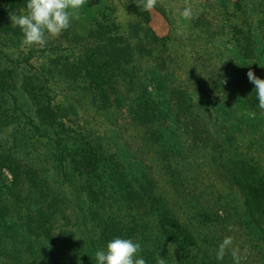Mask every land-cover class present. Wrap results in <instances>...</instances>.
<instances>
[{
	"label": "rangeland",
	"instance_id": "obj_1",
	"mask_svg": "<svg viewBox=\"0 0 264 264\" xmlns=\"http://www.w3.org/2000/svg\"><path fill=\"white\" fill-rule=\"evenodd\" d=\"M244 2L245 6L241 0H63L66 21L73 29L56 26L55 50L42 51L43 43L31 42L37 51L18 67L17 56L31 45L9 53L0 70L16 67L17 73L31 76L45 71L57 74L66 67L69 73L70 64L77 62L81 52L97 44L87 43L86 38L76 44L71 34L87 36L91 23L106 16L119 25V35L130 44L124 42L119 49L129 48L128 56L134 60L131 66H119L125 69L117 75L119 80L114 87L105 84L102 93L88 90L65 74H58L57 81L40 82L52 87L51 98L59 116L51 122L41 120L33 98L18 90V84L21 128L25 127V134L31 128L25 135L31 148L17 161L25 172V190L35 181L43 187L30 201L25 190L16 196L9 193L0 201L5 204L0 222L9 234L2 247L11 252L9 256L18 254L30 264L36 258L40 264H120L96 227L93 217L102 208L89 192L91 179L77 172L70 174L59 163L58 142H64L72 154L78 139L99 147L105 154L103 167L111 170L93 186L98 191L96 198L116 192L111 184H118L122 172H127L125 166L147 176L143 195L165 197L169 210L179 219L194 203L200 209L205 205L203 211L214 209L224 223L207 239L210 255L235 253L244 263L264 264V235L252 238L260 243H251L249 249L246 244L252 240L238 228L247 217L238 181L264 182V0ZM142 5L149 11L147 19L140 17ZM240 7L245 12L242 17ZM231 23L242 27L235 38L229 31ZM253 66L257 67L256 77L249 71ZM246 79L250 86L244 83ZM254 84L263 103L252 108L249 87ZM146 107H152L156 116L160 112L167 115L161 121L164 137L160 130L153 131L154 122L148 118L139 122L135 111H146ZM20 113V109L11 112L14 116ZM193 113H198V119ZM32 120L42 125V131L31 127ZM11 130L0 120V150L11 144ZM73 155L67 159L71 161ZM0 176L3 185H13L12 174L3 165ZM198 231H204L202 225ZM202 235L208 236V232ZM219 245L229 251L222 253ZM166 252L176 262L175 246L170 244ZM203 252L207 254L195 244L193 256ZM0 264L14 261L0 256Z\"/></svg>",
	"mask_w": 264,
	"mask_h": 264
},
{
	"label": "trees",
	"instance_id": "obj_2",
	"mask_svg": "<svg viewBox=\"0 0 264 264\" xmlns=\"http://www.w3.org/2000/svg\"><path fill=\"white\" fill-rule=\"evenodd\" d=\"M244 4V0H241V5L245 6ZM139 11L140 17L147 19L149 14L147 8L142 5ZM238 12L240 17L245 14L243 7H240ZM91 24V30H89L90 33L87 36L71 34V38L74 39L76 44L83 43L82 40L85 38L87 43L92 41L97 44L81 52L83 55L79 56L77 62L70 64L69 73H67L66 67H63V72L56 71L57 74L45 71L44 74L36 73V75L31 76L17 73L16 67L9 68L6 66L0 70V120L12 128L11 144L2 145L0 150V165L6 167L13 176L11 187L3 185L0 176V201L5 199L9 193L14 196L21 194V192L25 193L24 190L27 186L25 184V172L17 159L21 158L26 154V150L31 148V144L25 136L28 135L31 128L29 127L26 130V134L25 127L24 129L21 128L22 108L20 98L17 96L18 90L22 89L24 94L33 98L37 114L41 117V120L51 122L55 120V115H58L57 108L55 109L51 98L52 87L46 82L43 84L40 82L57 81L60 79L57 78L59 77L58 74L62 76L65 74L64 77L68 75L71 80L82 82L88 90L102 93L105 90V84H111L114 87L115 82L119 80L117 75L125 70L119 66H131V63L134 62L133 58L128 56L129 48L119 49L120 45L124 42L128 43V40L124 41L119 35L120 27L114 20L104 16ZM58 25V29L61 27L66 31V28L73 29L72 24L69 25L66 21L63 0H0V65L9 59V53H13L15 50L23 51L31 45L25 52L17 56L18 63L16 66L18 67L24 62L28 63L29 54H33L36 50L31 42L43 43L42 51L55 50L54 47L57 42L54 41V32L57 31L55 28ZM240 29L234 23H231L229 31L234 34L233 37L235 38L237 32L241 31ZM247 37L249 38V36ZM75 53L73 52L71 55L73 56ZM54 63L60 65L58 62ZM54 70L55 68H53ZM249 71L254 77L258 74L255 66L249 68ZM214 73L217 72L214 71ZM106 78H108L107 82H105ZM245 82L248 86L251 85L250 80L246 79ZM18 84H20L19 89ZM249 88V91L252 92L249 104L250 107L255 108L263 103V97L258 96L256 84H254V88L252 86ZM146 108V111H139V109L135 111L140 119L139 122L143 123L142 119L148 118L152 123L154 122L153 131L160 130L161 137H164L162 132L164 131V125L161 121L167 115L164 116L160 112L156 116L155 111H152V107ZM19 109L21 111L19 116L11 114V112ZM193 115L194 119H198V113H193ZM152 116H155V119ZM31 123L32 128L42 131L41 124H35L33 120ZM59 129L60 133H66V130ZM43 134L52 140L49 133L43 132ZM241 136L244 138V135ZM76 141L79 146L73 150L72 154L74 155L71 156V161L67 159L69 155H72L71 153L68 154V147L64 142H58L57 156L59 163L63 169L65 167L69 168L66 171H69L70 174L77 172L85 179L92 180L89 182V192L93 196L91 198L99 202L102 208L100 213L93 218L98 224L96 227L100 231L102 242H106L111 248L120 264H166V260H169L170 264H248V262L244 263L239 257H234L235 253L226 256H212L209 254L211 244L207 242V239L212 237L215 227L221 228V224L224 223V221H220V217L213 211L214 209L203 211L206 208L205 205L200 209L194 203L186 208L185 217L179 219L169 210L168 200L165 197H157L155 194L146 195L145 193L143 195L142 191L147 188V176H139V174L127 169L125 166L127 172H122L121 178H118V184H111L116 192H111L107 198L102 195L96 198L98 191L93 186L102 181V174L111 170H105V165L103 167L105 154L101 152L99 147L89 145L88 142H81L78 139ZM66 160L69 163H66ZM113 166V163H109L110 168H113ZM136 183L139 189L136 188ZM238 186L243 189L245 195L247 216L238 228L240 233L245 234L252 240V242L246 244L251 249V243H255L254 246L260 243L258 239L253 241L252 238L264 235V182L255 179L239 180ZM40 187H43L40 182L35 181L29 186L28 191L32 193L25 190L28 201L34 199L35 193L39 192ZM104 192L105 190H100V193ZM134 193L139 195L138 199L133 198ZM116 197H118L117 200ZM3 206L5 204L0 203V216L5 215ZM236 214L240 218L244 215L243 213L239 214V212H236ZM201 225L204 231L199 232L198 229ZM5 229L4 223L1 224L0 222V256L6 259L11 258L14 264L26 262L27 260H21L22 258L18 254L17 256H9L11 252L2 247V245L6 246V235L9 236ZM205 231L208 232V236L202 235ZM203 237H206V240ZM170 244L174 245L177 251L176 262L172 255L166 252L169 250ZM195 244L202 246L208 255L203 252L201 255L196 254L193 256ZM219 248L222 253L229 251L227 248L224 250L222 245H219ZM255 250L254 248L253 251ZM260 261L263 260L260 259ZM33 263L40 264L37 258L33 260ZM27 264H30L29 261H27Z\"/></svg>",
	"mask_w": 264,
	"mask_h": 264
}]
</instances>
